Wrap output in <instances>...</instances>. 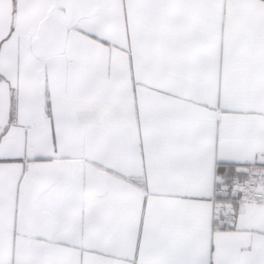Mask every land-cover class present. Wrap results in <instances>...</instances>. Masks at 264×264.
Returning a JSON list of instances; mask_svg holds the SVG:
<instances>
[{
    "label": "snow or ice",
    "instance_id": "1",
    "mask_svg": "<svg viewBox=\"0 0 264 264\" xmlns=\"http://www.w3.org/2000/svg\"><path fill=\"white\" fill-rule=\"evenodd\" d=\"M0 264H264V0H0Z\"/></svg>",
    "mask_w": 264,
    "mask_h": 264
}]
</instances>
